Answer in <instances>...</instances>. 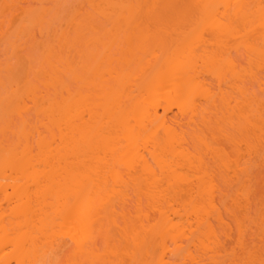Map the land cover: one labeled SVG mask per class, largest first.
Segmentation results:
<instances>
[{
  "label": "bare ground",
  "instance_id": "6f19581e",
  "mask_svg": "<svg viewBox=\"0 0 264 264\" xmlns=\"http://www.w3.org/2000/svg\"><path fill=\"white\" fill-rule=\"evenodd\" d=\"M63 1L67 0H2L1 3V7L11 10L10 14L16 8L22 9L24 17L21 14L23 21L19 20L18 33L35 45L31 48H40L41 66L36 69L38 65L31 64L33 58L29 54L27 59L32 61L26 60L30 64L25 65L29 67L24 79L20 74L22 79L11 75L12 79L6 83L0 80L2 89H6L5 94L0 91V110L7 114L4 116L15 114L18 121L10 124L4 120L7 117L0 118V261L44 264L47 258L57 259L72 251L74 259L79 257L89 264H112L109 260L122 254L131 263L146 264L150 245L158 242L159 246H155L158 255L156 259L153 257L152 264H176L173 262L176 258L183 263L200 264L206 256L219 264L218 257L227 251V246L217 234L213 219L220 227L229 228L225 236L231 237L226 218L230 220L232 213L233 223L237 222L235 243L246 257L239 258L235 248L230 255H237L242 264L264 258V250L260 255L255 245L256 251L245 243L251 230L246 222H253L252 205L259 204L252 201L256 195L248 192L254 176L250 169L255 165L250 161L251 167L243 166L239 156L231 167L230 158L204 134L209 130L216 142L220 133L227 132L223 136L235 142L233 133L230 135L226 128H220L219 123V127L211 125L208 113L209 109L216 114L220 111L223 117L219 113V119L224 121L236 117L240 127L231 126L239 127L242 135L249 133L247 138L251 135L247 152L255 153L256 162L264 163L262 150L259 157V149L255 151L257 144L261 145L259 148L264 146V100L247 82V78H258L264 71V0H88L87 5L94 12L88 10L85 14L91 18L100 16L102 19L94 17L99 19L97 23L106 22L110 27L100 29V25L90 23L94 18L92 21L88 18L89 30L85 29L86 23L81 20L86 17L81 14L83 10L71 5L73 10L68 7L67 12L71 14L66 13L67 19L61 24L71 26L74 36L67 32L68 26L62 28L60 22V27L55 26L57 19H63L58 8ZM47 2L59 4L57 10L56 5L47 6ZM184 3L193 13L197 12L198 20L192 30L181 32L183 35L176 38L177 42L168 36L172 44L165 43L166 33H162L160 22L172 5ZM3 22L0 21V31ZM150 25L158 28L154 30ZM90 31L93 33L88 37ZM206 34L213 37L210 45L214 51L207 49L210 45ZM53 41H57L59 49ZM80 41L85 50L76 47ZM166 44L170 45L167 50ZM19 46L13 51L18 52ZM241 49L247 54L248 69L241 68V59L233 54ZM71 51L74 56L69 54ZM6 63L4 69L12 70ZM205 74L217 78L219 92L213 93L207 87L209 83L201 79ZM261 85L264 82L259 83V89ZM28 101L33 103L35 117L28 118L29 113L33 115ZM202 102L208 105L204 104L203 108ZM175 106L181 117L168 115ZM33 118L36 123L31 121ZM186 126L197 127L192 137L195 142L191 140L199 148L193 147L194 151L189 146ZM9 132L10 137L15 136L12 140L9 134L7 138ZM206 152L220 160L228 176H236L237 195L234 198L231 194L224 195L227 200H233V209L227 206L222 193L219 200V186L207 169ZM156 169L167 183L158 180ZM129 185L136 187L135 220L127 211L131 201ZM245 189L247 194L243 193ZM144 198L146 207H143ZM146 208L158 213L156 225L145 223L150 220ZM228 210L232 213L228 214ZM240 214L244 222L238 217ZM119 217L124 222L119 226L121 237L127 243L122 254L118 246L110 243L112 235L107 228L118 226ZM259 217L262 233L257 232L263 239L264 217L261 214ZM99 237L107 242L104 250L99 248ZM7 242L13 247L6 251ZM237 260L234 264L241 263Z\"/></svg>",
  "mask_w": 264,
  "mask_h": 264
},
{
  "label": "rangeland",
  "instance_id": "374dc122",
  "mask_svg": "<svg viewBox=\"0 0 264 264\" xmlns=\"http://www.w3.org/2000/svg\"><path fill=\"white\" fill-rule=\"evenodd\" d=\"M66 1V0H65ZM86 1V2H85ZM88 0H67L66 1V3L64 2H62L63 4H61L60 5V7H58V5L59 4H54L53 2H51L50 4H54V5H56L55 6V9L57 10V8L56 7H58V8H60V10L61 11H59V12H61V13H59L60 14V17H61V19L62 20H60V19H57L56 17V19L58 20L57 21V25H55V26H57V27H60L59 26V24H58V22H60V24H61V21H63L64 20V18L65 19H67V17H64V16H66L67 14H71V11L69 12V13H67L68 12V10H73L72 8H73V6H71V5H75V8H77V6H78V9H80V11L82 12V10H83V12L81 13L80 11V13L82 14V15H84L85 14V12L84 11H86L87 13H88V10L91 12L92 11V7H91V5H87V4H90L89 2H87ZM11 2V1H10ZM13 3H14V1H12ZM1 3H2V0H0V21H4L3 22V25H2V29H1V31H0V63H1V65H2V68L3 69H1L0 68V80L1 81H5L4 83H6V82H8L9 80H11L12 78L10 77L11 75H12V77L14 76V77H16V76H18V78L19 79H22V77H23V79L26 77V71L28 70L27 69V67H29V65L28 66H26L25 67V65H27V64H30V62L32 61V60H30V59H32L33 58V61L31 62V64L33 63L34 64V67H36L37 65V68L36 69H38L40 66H41V64L38 62V61H40L41 60V56H39V52H41V50H39V49H37V47L34 49V48H31V47H33V46H35L31 41H28L26 38L24 39L23 37H25L24 36V34H23V37H22V34L20 35L19 33H18V29L20 28L19 26H21V23H22V19H23V17H24V14H22L23 12H22V9L21 10H16L15 9V7H13L15 10H13V12L10 14V12H11V10L10 9H8V10H6L5 8H3V7H1ZM181 3H183V2H181ZM3 4V3H2ZM11 4V3H10ZM50 4H48V2H47V6H49ZM54 5L53 6H51L52 8L54 7ZM64 5H65V7H64ZM84 5V6H83ZM177 5V6H176ZM3 6V5H2ZM72 7V8H70V7ZM91 8H89V7ZM182 6V7H181ZM188 5H186L185 3H184V5H181L180 4V6H178V4H174V5H172V7H171V9H172V11H171V9L169 8V10H170V12H168L167 14H168V16H167V14H166V16H164L165 18H163L164 20H166V21H164V20H162L160 23H161V27H162V33L164 34V33H166V34H164V39H165V43L167 42V43H170V44H172V42H173V40L172 39H175L176 40V42H177V39L178 38H181V35H183L182 33L184 32V33H187V32H189V30H192V28H193V24L195 25V20L197 21L198 20V18H197V12H196V14H195V12L193 13V11H192V9L191 8H189V6H188V8L186 9V7H187ZM70 9H69V8ZM79 7H81V8H79ZM174 7H176V8H174ZM179 9H178V8ZM185 7V8H184ZM50 9L51 11H53L54 9ZM64 8V9H63ZM65 8H68L67 10L65 9ZM63 9V10H62ZM173 9H178V10H176V11H173ZM168 10V11H169ZM189 11V13L188 12H186V11ZM190 10L192 11L191 13H190ZM64 11V12H63ZM167 11V10H166ZM16 12V13H15ZM56 11H53V13H55ZM90 12H89V14H90ZM92 12H94V11H92ZM175 12V13H174ZM67 13V14H66ZM169 13H170V16H169ZM22 14L23 15V17H22V15L20 16V15ZM58 14V13H57ZM93 14V13H92ZM95 14V13H94ZM82 15H80V17L82 18ZM57 16V15H56ZM85 18H87L85 21H84V17L81 19L80 17V19L81 20H83V22L84 23H86V21L89 23V21H88V18H89V20L90 21H92V19L95 17V15H92V17L93 18H91L90 16H87L86 14H85ZM96 16H98L97 14H96ZM21 17V18H20ZM100 16H98V17H95V18H99ZM168 17V19H166ZM91 18V19H90ZM94 18V19H95ZM101 18V17H100ZM99 18V19H100ZM53 19H54V15H53ZM99 19H95L94 21H92V22H90V23H94V25H100L98 28H100L101 29V27H102V29H104L103 27L105 26V27H107V24H106V22L105 23H97V21L99 20ZM102 19V18H101ZM104 19V18H103ZM19 20L21 21V23L19 22ZM55 20V19H54ZM54 20H53V23H54ZM65 21V20H64ZM55 22H56V20H55ZM67 22V21H66ZM103 22V21H102ZM89 23V24H90ZM96 23V24H95ZM154 23V22H153ZM164 23H166V25L164 24ZM54 24H56V23H54ZM63 24V25H62ZM61 24V27L63 28L64 26H66V28H67V26L68 25H66L64 22ZM65 24V25H64ZM89 24H85V27H87L86 25H89ZM156 24V23H155ZM155 24H153L154 26H155ZM109 25V24H108ZM151 25H152V23H151ZM150 25V27L151 28H153L154 30H156L157 28H158V26H156V27H153V26H151ZM157 25V24H156ZM69 27V30H67V32H70L71 30L73 31L74 29L71 27V26H68ZM71 27V28H70ZM108 27H110V26H108ZM107 27V28H108ZM160 27V26H159ZM54 28V27H53ZM156 28V29H155ZM166 30H165V29ZM191 28V29H190ZM71 29V30H70ZM85 29H88L89 30V26L87 27V28H85ZM84 29V30H85ZM106 29V28H105ZM17 30V31H16ZM84 30H83V32H84ZM169 30V31H168ZM188 30V31H187ZM16 31V32H15ZM53 31V30H52ZM72 31L70 32V36H71V34H72ZM186 31V32H185ZM102 32V31H101ZM104 32V31H103ZM182 32V33H181ZM191 32V31H190ZM1 33H3V34H1ZM17 33L21 36V37H19V35H17ZM73 33H76L75 31L73 32ZM87 33V32H86ZM89 34H86L88 37L90 36V33H91V35H92V31H90V32H88ZM168 33H170V34H168ZM52 34V33H51ZM173 35V37H172V35ZM85 35V34H84ZM84 35H83V39H84ZM180 35V36H179ZM185 35V34H184ZM207 36H205L206 37V39L208 40V45H210V43L212 42V38L213 37H211V36H209V34H206ZM17 36V37H16ZM53 36V35H52ZM72 36H74V34H72ZM168 36H170V39H171V41H169L168 42V39H169V37ZM46 36H44L43 38H45ZM49 37V36H48ZM48 37H46V38H48ZM91 37V36H90ZM178 37V38H177ZM28 38V37H27ZM45 38V39H46ZM50 38H51V35H50ZM177 38V39H176ZM42 39V38H41ZM91 39V38H90ZM54 40V39H53ZM81 40V39H80ZM87 40H89V39H87ZM174 40V41H175ZM82 41H84V40H82ZM82 41H80L77 45L78 46H76L77 48H82V47H85V46H83V44L85 43V41H84V43L83 44H80V43H82ZM15 42V43H14ZM57 43V41H53L52 43ZM20 43V44H19ZM22 43H24L23 44V46L21 45ZM56 43H55V46H56V48H58L59 49V45L57 44L56 45ZM164 43V44H165ZM175 43V42H174ZM17 45H20L19 46V48L17 49L18 50V52H14L13 50L15 49L14 47L15 46H17ZM165 46H167V44L165 45ZM168 46H170V45H168ZM168 46H167V48H166V50L168 49ZM212 46H214V45H212ZM210 47H211V45H210ZM208 47L207 46V49L209 48V51L210 50H213L214 48L213 47ZM215 47V46H214ZM80 49H78L79 51H81ZM83 50H85V48H82ZM216 49V48H215ZM38 50V51H37ZM77 50V49H76ZM165 50V51H166ZM66 51V53L68 52L67 50H65ZM74 51H75V49H74ZM79 51H77V52H79ZM214 51V50H213ZM72 52V51H71ZM69 53V54H72L73 56H74V54H73V52L72 53ZM162 52V51H161ZM237 52V53H236ZM14 53V54H13ZM16 53V54H15ZM76 53V52H75ZM80 53H82V52H80ZM30 54V56L32 55V58H29V59H27V56ZM42 54V53H41ZM84 54V53H83ZM233 54L235 55V57H237V59H241L239 62L241 63V68H243L244 66L246 67L245 69H248V67H249V65H248V60H247V54L245 53V51L243 50V49H241L240 51H233ZM66 55V54H65ZM78 55H79V53H78ZM82 57H83V55L82 54H80ZM233 55V56H234ZM34 56V57H33ZM38 56V57H37ZM71 56V55H70ZM75 56H77V54H75ZM81 56H79V57H81ZM38 58V60H37V58ZM82 57L81 58H78L79 59V62H80V60L82 59ZM40 58V59H39ZM74 58V57H73ZM73 58H71V59H73ZM76 58V57H75ZM35 59L37 60V62L35 61ZM78 59L76 60V59H74V60H76V61H78ZM26 60H28V61H30L29 63H28V61H26ZM75 61V62H76ZM242 61V62H241ZM4 62H7V63H9L10 64V66H12V70H10V69H4V67L6 68V66H4ZM6 63V64H7ZM39 63V64H38ZM5 64V65H6ZM76 64H78V62L76 63ZM40 65V66H39ZM25 71V72H24ZM22 72V73H21ZM259 72L260 71H258V74H259ZM14 74V75H13ZM20 74H22L21 76H19ZM257 74V75H258ZM32 76V78H33V75L31 74L30 75V77ZM261 78V79H258V78ZM259 77L258 78H254V79H251V78H247V82H248V85H249V83H250V85L251 86H253V90H255L258 94V96L259 97H262V99L264 100V90H262V88L264 89V85H261V88L259 89V83H263L264 82V71L262 72V73H260L259 74ZM40 79V78H39ZM201 79H203V81L204 82H206V83H209V84H207V87H211L210 89H213L212 91H213V93L214 92H217V90H218V92H219V85H218V82L216 81L217 80V78L215 79V77L214 76H211L210 74L209 75H206L205 74V76L203 75L202 77H201ZM251 79V80H250ZM263 79V80H262ZM36 80H38V78H36L35 79V82H36ZM0 81V82H1ZM39 81V80H38ZM37 81V82H38ZM202 81V82H203ZM258 81H262V82H259L258 83ZM36 82V83H37ZM203 82V83H204ZM252 82V83H251ZM1 84V83H0ZM8 84V83H7ZM39 85H40V83H38ZM254 84V85H253ZM3 86V85H2ZM7 86V85H6ZM225 86V88H227L228 90L227 91H229V92H231V88H229V87H226V85H224ZM0 87H1V85H0ZM8 87H9V85H8ZM213 87V88H212ZM0 91L1 92H3V94H5L4 92L6 91V89H2V87L0 88ZM261 95V96H260ZM201 101H205V100H201ZM28 104H29V106L31 107V109H32V105H33V103L31 102V101H28ZM202 104V107L204 108V104H207L208 105V103H206V102H202L201 103ZM207 105H205L206 107H208ZM201 107V108H202ZM214 110V109H213ZM3 110L1 109L0 110V118H1V116H3L2 118H4V117H7V118H4V120L6 121V120H8L9 121V123L10 124H12V121H15V114L13 115V117H12V115H11V117H10V115H8V116H4V115H7V114H4L3 112H2ZM178 111L179 110H177V107L175 106V107H172V110H169V116L171 117V116H175V115H177V116H179V115H181L180 114V112L178 113ZM32 112H33V115L31 114V113H29V116H28V118L31 116V118L34 116L35 117V114H34V110L32 109ZM160 112L162 113L163 111H162V108L160 109ZM219 113L221 114V112L220 111H218V114H216L215 112H213L212 111V113H211V111H210V109H209V113H208V118L210 119V121H211V125L212 126H214V127H219L220 126V128H226V131H228V133L230 134H232V137L236 140L235 142H234V140L233 139H229V138H226V137H224L225 135H227L226 133H224V132H222V133H224L223 135H221V133H220V137L218 136V138H216V140L218 139V141H214V139L215 138H212L213 137V135H212V137H211V135L209 134L210 132H208L209 130H207V131H204V134H206V135H209L210 136V139H209V136H208V139L209 140H211V141H209L208 139V141L210 142V143H212V141H213V146L214 147H217V148H219V149H221V151L220 152H224L227 156H228V160H229V158H230V166H231V164H233L235 161H234V159H236V158H238L239 156L241 157V158H239V160H241L242 161V165L243 166H249V167H251V162L252 163H254L253 165H255V166H253V167H251V169H250V171L252 172V175H254V176H252L253 177V179H252V177H251V183H250V186H249V183L247 184L248 186H249V189H248V192H249V190H250V192L252 193V195L254 196V195H256V197L254 196V198H253V200H252V198H251V200L254 202V201H257V203H259V204H256V202H255V204L253 203V205H252V209H251V211H252V213H251V217H252V219H253V222L251 223V222H246L247 223V225H248V228L249 227H251L250 229V235H248L247 237H248V239H246V241H245V243H249L250 245H251V249L252 250H255L256 251V249H255V247L257 248V252H258V254H260L261 255V253H259V252H263V250H264V238L262 239V238H260V237H263V235L262 234H259L258 232H260V233H262V229L261 230H259V226L261 225V222L262 221H260L259 220V218H261V217H259L260 216V214L264 217V163L262 164L261 162H256V160H257V155L254 153V155H249V153L247 152L248 150L247 149H249L248 147H247V142H248V139H250V137H251V135L247 138V136L249 135V133H248V135H246V134H243L242 135V131H238V129L237 128H239L240 126H239V124H238V122L240 121L239 119V121L236 119V117H230V119H232V120H230L229 119V117L227 118V119H225V121H224V119H219V117H220V115H219ZM4 114V115H3ZM31 114V115H30ZM179 114V115H178ZM221 116H222V114H221ZM179 117H181V116H179ZM223 117V116H222ZM18 118V117H17ZM9 119H11V120H9ZM199 119V117L196 119V120H198ZM1 120V119H0ZM33 120V121H32ZM221 120V121H220ZM222 120H223V122H222ZM229 120H230V122L231 121H233L234 123H230L229 122ZM31 121L34 123L35 122V120H34V118L33 119H31ZM200 121V120H199ZM199 121H197V123H199ZM7 122V121H6ZM18 121H15V123H17ZM36 123V122H35ZM218 123H219V126H218ZM19 124V123H18ZM18 124H15V126L16 125H18ZM231 124H233V125H238L239 127H237V128H235L234 129V127L233 126H231ZM241 125V124H240ZM211 126V127H212ZM196 126H189V127H185V129H186V131H187V138H189V141L191 142V145H189L191 148V150H195L197 147L199 148V146H197V147H194V145L196 146V144H194L193 143V131H195L196 130V128H195ZM199 127V126H198ZM233 127V128H232ZM236 127V126H235ZM14 128H16V127H14ZM13 128V129H14ZM43 129V128H42ZM195 129V130H194ZM200 129H201V127H200ZM199 129V130H200ZM203 129H206V128H203ZM216 129V128H215ZM236 129H237V131H236ZM220 130V129H219ZM222 130V129H221ZM223 130H225V129H223ZM206 132V133H205ZM215 132H217V133H219L218 131H215ZM246 132V131H245ZM12 133V132H11ZM200 133V132H199ZM202 133V132H201ZM244 133V132H243ZM8 134H9V138H10V140H12V137L13 138H15V136L14 135H12V137H10L11 136V134H10V132L9 133H7V138H8ZM230 134V135H231ZM189 135V136H188ZM217 135V134H216ZM229 135V136H230ZM234 135V136H233ZM215 136V135H214ZM0 137H1V134H0ZM216 137V136H215ZM193 141H192V140ZM254 139V137L253 138H251V140H253ZM237 141H238V143H237ZM190 142H189V144H190ZM195 142V141H194ZM252 142V141H251ZM235 143H237V144H235ZM254 145L256 144L255 143V140L252 142ZM251 144V143H250ZM212 146V145H211ZM253 146V145H252ZM256 146V145H255ZM259 146H261V145H259ZM259 146H258V144H257V149L255 150V148H253L255 151H257L258 149H259V153L257 152V154H258V157L260 156L259 154L261 153L260 151L262 150V153H264L263 152V147L264 146H262V147H260L259 148ZM195 149H194V148ZM205 152V151H204ZM222 152V153H223ZM206 153H208V152H206ZM211 153V152H210ZM248 153V154H247ZM205 154V153H204ZM203 154V155H204ZM243 154H244V157H245V155H246V157L244 158L243 157ZM253 154V153H252ZM206 155V154H205ZM208 155V156H207ZM206 156V158H205V156H204V158H205V160H207V163H206V165H207V169L208 170H210V172H211V174L213 175L214 174V176L213 177H215L214 179H216V180H214V182L216 181V184H218V186H219V188H221L222 190H221V192L219 191V188L217 187V189H218V192L219 193H217V195L219 196V200H221V198L225 195V194H231V196H233V198L237 195V193H238V191H237V193H235L236 192V188L238 189V185L237 184H239L238 182H236L237 181V179H235L236 178V176L234 175V174H232L231 175V173H233L231 170L232 169H230V168H228V171H229V169H230V171L229 172H231L230 173V175L231 176H228L229 175V173L228 172H226L227 171V169L225 168V167H223V166H221V164H220V160L218 161V160H216V158L215 157H213V153H212V155L211 154H207ZM224 155V154H223ZM225 155V156H226ZM242 155V156H241ZM247 155H249V156H247ZM264 155V154H263ZM252 156V157H251ZM262 156V155H261ZM250 159H249V158ZM264 157V156H263ZM243 158V159H242ZM218 159V158H217ZM225 159V158H224ZM227 159V158H226ZM246 159H249V160H246ZM253 159H255V162L257 163V165L255 164V162H253L254 160ZM259 159V158H258ZM205 160H204V162H205ZM232 160V161H231ZM236 160H238V159H236ZM253 160V161H252ZM260 160H261V158H260ZM259 160V161H260ZM229 161H228V163H229ZM246 161H251L250 163L249 162H246ZM244 163V164H243ZM223 164V163H222ZM260 164V165H259ZM232 167V166H231ZM225 168V169H224ZM254 171V172H253ZM254 173V174H253ZM226 176H228V179H227V177ZM234 176V177H233ZM231 177V178H230ZM255 177V178H254ZM230 178V179H229ZM235 180H234V179ZM232 179V180H231ZM239 181V180H238ZM253 184V185H252ZM238 186V187H237ZM248 188V187H247ZM246 188V189H247ZM246 189L244 190V194H247V192L245 193V191H246ZM128 190H129V192L131 193H129L130 194V196H131V201L129 202V204H130V206H128V208H127V211H129L131 214H129V216L131 217V218H134V216H135V218H136V214H137V212H136V204H137V195H136V187L134 186V185H129V188H128ZM223 194V196H222V194ZM234 193H235V195H234ZM250 194V193H249ZM227 195H226V197H225V200H227ZM251 195V194H250ZM230 196V195H229ZM228 196V197H229ZM230 196V197H231ZM255 199V200H254ZM230 200H232V199H228L226 202L228 203L227 204V206L228 205H230V207H232V209H233V207H235L234 206V204H232L233 203V200H232V202L230 201ZM222 201H224V200H222ZM240 201H242V200H240ZM146 201H145V198L143 199V207H146V206H144V205H146V203H145ZM230 202V203H229ZM256 206V207H255ZM229 207V206H228ZM148 208H146L145 210L147 211V213H149V218H150V220L149 221H146L145 223L147 224L148 222V224L149 225H156L157 223H158V219H159V217H158V213L156 214V211L154 212L153 210H147ZM178 209V208H177ZM229 210L231 209V208H228ZM231 209V210H232ZM228 210V214H229V212H231L232 213V211H229ZM255 210V211H254ZM263 210V211H262ZM235 211V210H234ZM233 211V212H234ZM182 212V211H181ZM226 213V212H225ZM235 213V212H234ZM236 213L237 214H239V212L238 211H236ZM259 213V214H258ZM227 213H226V215H228ZM233 214V213H232ZM231 214V217L232 218H234L233 217V215ZM253 214V215H252ZM238 216V215H237ZM230 217V220L229 219H227L226 218V222H227V224L230 222V226H231V231H230V234H231V237H230V235H227V237L225 236L226 235V233H229V228L228 229H225L224 228V226L222 225V227H220V224L219 223H217L216 222V220H214L213 219V223H214V225H215V228L217 227L218 228V235H219V237L224 241V243L226 242V250L227 251H222L220 254V257H218L219 258V264L220 263H222V264H224V262L226 263V264H234L235 262V260H237V259H239V258H241V256H242V258H244V257H246V254H245V256L243 255L244 253H242V251H239V250H241L240 248H238V246H237V244L235 243V240L237 239L236 237H237V231H236V224H237V222L236 223H233V222H235V221H233V219ZM241 220H242V218H243V216H241V214H240V216H238ZM135 218H134V220H135ZM158 218V219H157ZM229 218V217H228ZM254 218H255V220H254ZM185 219V218H184ZM258 219V220H257ZM192 220L193 219H191V222H192ZM118 226H112V225H110V226H108L107 228L109 229L110 228V232H111V244L112 245H116V246H118V251L119 252H121V254L124 252V251H126V246H127V243L126 242H124L123 240V237H121L122 235H121V233H120V230H119V226H121V225H123V219L121 218V217H119L118 218ZM232 221V222H231ZM243 222H244V220H242ZM259 221V222H258ZM194 222V221H193ZM192 222V223H193ZM254 222H256V223H254ZM246 223H244L245 225H246ZM260 224V225H259ZM259 225V226H258ZM258 226V227H257ZM262 226H263V224H262ZM195 227V226H194ZM246 227V226H245ZM106 228V227H105ZM106 228V229H107ZM196 228V227H195ZM194 228V229H195ZM226 228H227V226H226ZM258 231V232H257ZM228 236L230 237V238H228ZM259 236V237H258ZM101 237V236H100ZM99 237V242H100V246H99V248L101 249V250H104L105 248H107V242H105V240L104 239H101ZM191 237V236H190ZM253 239H252V238ZM103 238V237H102ZM228 238V239H227ZM262 239V240H261ZM101 240H102V242H101ZM237 241V240H236ZM110 244V246H112ZM157 244H158V246H159V243L157 242L156 244H151L150 246H152V247H150L151 248V252L149 251V255H148V257H146L145 258V260H144V263H146V264H152V263H154L155 262V259H156V257H157V255H158V251H157V249L158 248H156V247H158L157 246ZM172 244V243H171ZM154 245V246H153ZM253 245V246H252ZM254 245H255V247H254ZM115 246V247H116ZM156 246V247H155ZM171 247H174L173 245H170ZM246 246H248V245H246ZM126 247V248H125ZM238 249H237V248ZM149 248V249H150ZM235 248V249H234ZM248 248L250 249V246H248ZM254 248V249H253ZM261 248H262V250H261ZM235 250V251H239L238 252V256H240L239 258H238V256H237V258H236V256L235 257H233L234 255H230V253L232 252V250ZM258 249H260L259 251H258ZM123 251V252H122ZM234 251V252H235ZM254 251V252H255ZM253 252V251H252ZM152 253V254H151ZM236 253V252H235ZM242 254V255H241ZM255 254H257V253H255ZM61 255V254H60ZM106 257H112V256H107V255H105ZM104 256V258H106ZM121 256V255H120ZM119 256V258L118 257H114V258H111L109 261H112V264H134V263H131V261L132 260H130V258L129 257H127L126 255L124 256V254H122V256L120 257ZM204 256H206V255H204ZM231 256V257H230ZM256 256H259V255H256ZM57 257V256H56ZM153 257H155V259H153ZM174 258H176V257H174ZM233 258H234V260H233ZM236 258V259H235ZM241 258V259H242ZM262 258V257H261ZM113 259H117L116 261L115 260H113ZM202 259V258H201ZM241 259L240 260H237V262L238 261H241ZM104 260H106V259H104ZM108 260H106V261H108ZM173 260V259H172ZM242 260H244V259H242ZM246 260V259H245ZM113 261L115 262V263H113ZM154 261V262H153ZM183 260H180V259H178V258H176V259H174L173 260V262H175L176 264H190V263H183L182 262ZM212 261H216L215 259L214 260H212ZM210 259H207V256H206V259L204 260H202L201 262H200V264H214L213 262H212ZM223 261V262H222ZM75 262H77V264H89L88 262H85L84 260H82L81 258H75L74 259V257H73V252L72 251H68V252H66L64 255L62 254L61 256H58V258L57 259H55V258H53V259H51V257L50 258H47L46 259V261H45V263L44 264H73V263H75ZM232 262V263H231ZM42 264H43V262H42ZM97 264H102V263H97ZM192 264V263H191ZM194 264V263H193ZM196 264V263H195ZM239 264V263H238ZM240 264H242V261H241V263ZM244 264V263H243Z\"/></svg>",
  "mask_w": 264,
  "mask_h": 264
},
{
  "label": "snow or ice",
  "instance_id": "6c2138e0",
  "mask_svg": "<svg viewBox=\"0 0 264 264\" xmlns=\"http://www.w3.org/2000/svg\"><path fill=\"white\" fill-rule=\"evenodd\" d=\"M5 7H11L10 5H6ZM156 176L158 178V180H163L164 183H167V180H165L163 177L159 176V169H156ZM151 178V177H149ZM158 187H162V184H158ZM5 250L7 251L8 249H11L13 247L11 242H7L4 245ZM0 264H3L2 261H0ZM244 264H264V258L260 259L259 261H255V260H249V261H245Z\"/></svg>",
  "mask_w": 264,
  "mask_h": 264
}]
</instances>
